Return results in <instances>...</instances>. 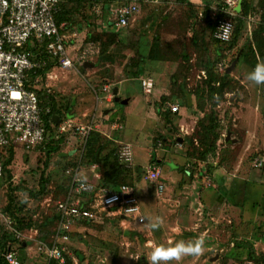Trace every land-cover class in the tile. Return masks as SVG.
Segmentation results:
<instances>
[{
  "label": "rangeland",
  "instance_id": "rangeland-1",
  "mask_svg": "<svg viewBox=\"0 0 264 264\" xmlns=\"http://www.w3.org/2000/svg\"><path fill=\"white\" fill-rule=\"evenodd\" d=\"M242 2L250 17L243 21L236 47L227 49L213 41L204 15L205 5L216 0L68 1L70 26L79 34L73 54L89 43L95 52L84 56L79 50L75 70H56L54 80L43 75L38 86L54 99L60 113L67 115L68 109L75 125L95 116L101 127L94 134L108 158L106 167L97 164L101 174L109 167L123 168L111 183L121 179L117 186L134 191L145 222L137 226L130 219L101 213L97 222L78 226L66 245L78 264H150L155 246L197 239L204 241L199 255L169 264H264V84L249 82L253 59L246 57L245 63L239 55L247 53L253 35L264 43V29L258 27L264 0ZM130 5L138 9L127 26L98 25L111 15L105 11L103 18L98 16L96 6L115 10ZM262 52L258 63L264 62ZM235 59L240 60L227 73ZM84 63L92 67L85 69ZM223 76L224 94L212 96L209 86L218 88ZM143 77L154 81L151 94L139 86ZM104 87L111 93L117 87V97L128 105L110 111L114 97L109 100ZM173 106L179 109L175 115L169 113ZM116 120L119 129H113ZM62 136L58 151L68 159L61 160L57 153L49 156L42 147L30 153L18 150L9 166L10 178H4L0 189L3 207L7 194L17 189L13 194L22 207L20 216L30 224L22 231L27 245L18 249L21 264H45L34 252L36 242L50 239L55 204L66 190L64 172L88 151L72 132ZM122 143L132 145L131 167L118 160ZM255 159L263 161L260 169L251 167ZM158 161L162 192L143 176L147 165ZM42 174L45 194L30 196L28 191H39ZM200 174L209 181L198 178ZM85 176L88 179V171ZM157 218L162 222L153 228Z\"/></svg>",
  "mask_w": 264,
  "mask_h": 264
},
{
  "label": "built area",
  "instance_id": "built-area-1",
  "mask_svg": "<svg viewBox=\"0 0 264 264\" xmlns=\"http://www.w3.org/2000/svg\"><path fill=\"white\" fill-rule=\"evenodd\" d=\"M62 2L63 0H0V180L3 176L1 154L4 148L16 146L25 152H33L45 142L43 117L49 114V110H43L39 104L37 85L41 76L38 71H44L50 66L53 70L64 72L75 70L76 52L81 47L76 50L75 55L72 50L79 42V34L72 30L62 31L64 26H57L55 17L61 11ZM137 9L134 5L116 9L113 12L114 27L127 26ZM94 10L100 15L99 7L96 6ZM240 12L241 0H219L209 8V19L215 26L212 34L215 41L224 44L231 41L234 19ZM87 52L92 53V50L83 52L82 55L85 56ZM52 78L48 76V79ZM139 86L145 94H151L154 81L143 77L139 80ZM103 93L108 94L109 100L112 99L110 88L104 87ZM178 111V107L173 106L169 113L175 115ZM100 127L93 115L85 125H75L72 120L62 122L57 126L56 134L72 132L85 146L88 137L99 132ZM119 128V120H116L113 129ZM81 158L82 154L78 164L64 172L67 180L66 194L55 204L57 224L53 239L50 243L36 242L34 252L45 264H78L68 254L66 245L79 225L97 222L101 213L114 218L130 219L137 226L145 223L134 191L125 185L108 191L98 187L97 183L101 180L100 167L97 164L83 165ZM118 160L126 167L133 165L131 144H120ZM252 165L254 169H260L263 161L255 159ZM85 171L90 173L94 182L83 178ZM143 176L146 183L156 186L157 192L163 191L161 171L157 167H147ZM203 178L209 181L208 177ZM0 226L5 227L15 241L8 243L0 256L6 264H21L19 244H23L24 248L27 244L23 240V234L13 227L12 220L1 209ZM29 240L33 241L32 238Z\"/></svg>",
  "mask_w": 264,
  "mask_h": 264
},
{
  "label": "trees",
  "instance_id": "trees-1",
  "mask_svg": "<svg viewBox=\"0 0 264 264\" xmlns=\"http://www.w3.org/2000/svg\"><path fill=\"white\" fill-rule=\"evenodd\" d=\"M68 1H70V0H63V2L61 4V11L55 17V21H56L57 26L58 27H60L61 25L64 26L62 28V31H67V30L71 31V30H73L72 28H74V27L70 26L73 24L70 22V13L71 12L69 13L68 9H67ZM178 1L184 2L186 0H178ZM218 1L219 0H216V3H218ZM211 6L212 5H208V4L205 5L204 15H206V17H207V21H206L207 25L210 27L211 33L213 34L215 26H214L213 22L209 19V8ZM261 7H262V12L258 18V23H259L258 27L260 29H264V4H262ZM249 14L250 13L248 11L247 5L244 2H242V0H241V12H240V15L234 19V32H233V36H232L231 41L229 43H226V44L219 43V42L215 41L214 39H213V41L216 42L217 44H219L220 46H224L227 49H233L234 47H236V45L239 42L241 32L244 28L243 21L245 20V18L249 19V17H250ZM255 37L256 36L253 35L252 42L250 43V45L248 46V49H247V53L249 54V56L247 53L243 54V52H242V54H239L240 57H244L245 63L248 62L246 60V57H250L251 59H253V61L251 62L252 69H254V67L258 64V62L260 61V59L262 58V55H263L262 51H264V43L261 42L258 38L256 39ZM90 45L93 46L94 44L89 43V44L85 45V47H83V50H82V48L80 50H82L83 52H86L88 50L93 49L92 51L95 52L96 47H94V46L92 47ZM239 60L240 59H235L234 61H232V63L236 64L239 62ZM43 72H44L43 70L38 71V74H40V76H41V75H43ZM222 79H224V76H223V78L220 79L221 84H219L218 88H212V86H209L210 87V89H209L210 94L212 96L215 94L217 96L222 97V95L224 94V88L226 86H225L224 82L222 81ZM37 92H38L40 107L43 110H46V109L49 110V114H47L43 117L44 122H45L46 139H45L44 144L42 145V148L48 149L47 154L49 156L53 153H57L58 157H60L59 155L61 153H59V151H58L59 139H63V136L56 134V129H57V126L59 124H61L62 122H65L67 120H72L73 116L72 115L68 116V114H69V113H67L68 109L65 110L67 115L60 113L59 110L56 109V107L54 106V99L52 97L47 96L43 90L39 89V90H37ZM71 107H73V105H71L70 108ZM99 139H100V136L97 133L96 134L92 133L88 137V139L85 143V146H84V148H88V151H87V154L85 155V158H84V156H82V158H81V163L83 165H85L83 163V159H84L86 161V163L99 164V165H102L103 167H106L108 158H107V156H105V157L102 156L103 148H101V145L99 144V142H100ZM18 150H20V149L17 148L16 146H9V147H6L2 150L1 155H2L3 176H2V179L0 180V189L2 187V184L4 183V178H7V179L10 178L9 166H10V163L12 161L14 152H16ZM39 150H40V148H39ZM26 153H30V152H26ZM206 154H207L206 152L203 153V156H206ZM67 155L68 154H66V157L68 159L69 157ZM66 157L61 158V160H66ZM77 164H78V162L74 166H76ZM45 166H46V164H45ZM107 169L108 170L105 171L104 174H101V180H100V184L98 187L107 188L110 186L111 190H115L116 188L121 186V185L117 186L118 182L121 179H119V181H116V182H115V179H112L113 181L111 183V178L119 177L120 174L122 173L121 169H123V168L121 166L120 167L115 166V168L109 167ZM121 182H122V180H121ZM46 186H47V180L44 178V175L42 174L40 176V179H39V191L36 193L33 191H28V192L26 191V192L30 196L37 198V197L45 194ZM16 190H12L11 193L7 194L6 204L4 207L1 206V204H0V209L2 210V212L5 216L9 217L12 220L13 227H15L16 230L22 234L23 230L30 228V224L28 222L25 223L23 217L20 216V213L22 211V207L18 206V202L15 200V196L13 194V191H16ZM65 194H66V190H65ZM65 194H64V196H65ZM53 219H54L53 223H54V228H55L56 224H57L56 213H55ZM88 224H90V223H82L79 226L84 227ZM0 227H1V233H0V255H1V254H3L4 250L6 249V245L8 243H12L15 241L5 227H3V226H0ZM54 228L52 230L50 239L49 240L43 239L44 242H46V243L51 242V237L54 233ZM20 245L21 246L18 248L19 250L24 248V247L22 248L23 244H20ZM250 257L254 258V253L251 252ZM0 264H6V262L2 256H0ZM50 264H57V263L51 262Z\"/></svg>",
  "mask_w": 264,
  "mask_h": 264
},
{
  "label": "clouds",
  "instance_id": "clouds-1",
  "mask_svg": "<svg viewBox=\"0 0 264 264\" xmlns=\"http://www.w3.org/2000/svg\"><path fill=\"white\" fill-rule=\"evenodd\" d=\"M248 79L255 84H264V62L258 63L254 69L248 74ZM160 221L157 218V223L152 224L153 228L159 226ZM203 239H197L195 242L185 243L178 241L172 246L165 247L157 245L152 249L149 257L150 264H169L170 261H179L187 255H199L203 250Z\"/></svg>",
  "mask_w": 264,
  "mask_h": 264
},
{
  "label": "crops",
  "instance_id": "crops-1",
  "mask_svg": "<svg viewBox=\"0 0 264 264\" xmlns=\"http://www.w3.org/2000/svg\"><path fill=\"white\" fill-rule=\"evenodd\" d=\"M217 4V3H216ZM215 5V4H214ZM104 7V6H103ZM102 6H100L99 7V11H100V15H98V16H100V17H102L103 18V12H105V11H107V13H109V15H111V17L108 19V20H106V21H102V22H100L98 25L99 26H101V27H107V28H112L111 26H114V22H113V18H112V16H113V12L116 10H113L112 8V6H110V7H108V8H106V7H104L103 8ZM109 30V29H108ZM111 34V33H110ZM98 52V51H97ZM54 71H56V70H53L52 69V67L50 66V67H48L47 69H45L44 70V72H43V75H44V77H46V78H48V76H52L53 78L52 79H49V80H54V75H53V73H54ZM57 71H59V70H57ZM43 75H41V76H43ZM55 79H56V76H55ZM249 82H252V81H249ZM254 83V82H253ZM37 90H39L40 88H39V86L37 85ZM117 88V87H116ZM117 91H118V88H117ZM118 94V93H117ZM122 101V100H121ZM128 101V100H127ZM126 105H128V102H127V104ZM115 107V108H114ZM116 107H124L123 105H121L120 103H113V108H111V110L110 111H114V109H116ZM229 138V137H228ZM227 141V140H226ZM151 158V157H150ZM152 159V158H151ZM159 162V163H158ZM156 164H151V165H147V167H149V166H155V167H157L160 171H161V179H162V183H163V180H164V178L162 177V170H161V167L159 166V164L161 163V161H158ZM146 167V168H147ZM251 167H253V165L251 164ZM189 173V172H188ZM84 176H85V172L83 173V178H84ZM201 176H203V175H199L198 176V178H201ZM85 177H87V176H85ZM89 178H91L90 180H88ZM85 180H87V181H89V182H94V178L90 175V173H88V179H86V178H84ZM163 185H164V183H163ZM138 202H139V199H138ZM139 205H140V202H139ZM141 207V206H140ZM142 210V209H141ZM122 221H124V219H122Z\"/></svg>",
  "mask_w": 264,
  "mask_h": 264
},
{
  "label": "water",
  "instance_id": "water-1",
  "mask_svg": "<svg viewBox=\"0 0 264 264\" xmlns=\"http://www.w3.org/2000/svg\"><path fill=\"white\" fill-rule=\"evenodd\" d=\"M234 66H235V64L232 63L231 66H230V68H228V69L226 70V72H227V73H230V72L234 69ZM91 67H92V65L89 64V63H84V64H83V68H85V69H87V68H91ZM117 93H118L117 88H113V90H112V94H113V97H114V102H115V103H120L121 105H126L128 101H127V100L121 101V100L117 97ZM227 139H228V138H227ZM181 141H182V140H179V142H181ZM59 156H60V158H64V157H66V154H65V153H61Z\"/></svg>",
  "mask_w": 264,
  "mask_h": 264
}]
</instances>
